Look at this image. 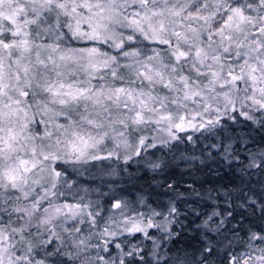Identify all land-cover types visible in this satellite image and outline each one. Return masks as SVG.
<instances>
[{"label":"snow or ice","instance_id":"snow-or-ice-1","mask_svg":"<svg viewBox=\"0 0 264 264\" xmlns=\"http://www.w3.org/2000/svg\"><path fill=\"white\" fill-rule=\"evenodd\" d=\"M233 125L264 130V0H0V264H149L129 238L178 235L155 220L175 223V202L158 211L116 198L105 208L80 178L201 138L239 162ZM247 158L241 183L221 193L248 213L234 225L251 221L247 238L224 249L206 240L198 264H216L214 251L225 264H264V184L247 191L264 149ZM234 244L244 251H228Z\"/></svg>","mask_w":264,"mask_h":264},{"label":"trees","instance_id":"trees-1","mask_svg":"<svg viewBox=\"0 0 264 264\" xmlns=\"http://www.w3.org/2000/svg\"><path fill=\"white\" fill-rule=\"evenodd\" d=\"M229 133L235 138L233 150L239 155V162L233 160L229 163L221 156L222 150L206 149V145L217 141L201 138L195 144L184 143L172 151L149 150L148 154L142 153L141 157H133L127 162L124 158H114L104 162L103 169H92L81 177L80 183L92 189H99L100 193L105 194L93 193L89 197L92 200H100L105 208L113 199L127 198L132 201L144 199L158 211L161 209L166 211L169 201H174L179 215L170 216L168 220H175V223L168 224L162 216L155 217V220L178 235L169 237L168 232L163 228H153L148 229L150 238L138 233L130 237L129 241L131 244L140 242L139 247L149 264H153L149 256L153 251H156L158 256L168 258L167 264H181V261L186 264H198L206 240L215 244L217 249H224L228 241L233 240L237 233L246 240L247 233L241 229L251 223L245 219L242 224L234 228V225L241 220V215L246 217L248 213L235 206L237 203L235 198L232 200V208L229 209L221 193L225 188L237 187L241 183L238 169L248 163V152L264 149V130L257 131L251 126L233 125L229 128ZM189 135L199 134L189 131ZM243 140H247L248 143L244 144ZM181 155L189 159H181ZM192 157L196 159L193 160ZM159 158L166 161L163 171H152L147 166L148 161L159 162ZM252 176V182L247 190L249 195L253 192L259 193L261 185L264 184V173H252ZM70 178L77 179L75 175H71ZM170 184L172 189L168 187ZM180 193L184 195L180 196ZM213 210L220 212L221 216L209 221L206 227L204 222ZM229 210L233 212V217L226 219L220 234H217L214 229ZM256 223L260 222L257 220ZM156 245L159 247L157 248ZM228 251L235 254L244 251V246L234 244V248ZM208 259L215 260L216 264L226 262L223 251H214Z\"/></svg>","mask_w":264,"mask_h":264},{"label":"rangeland","instance_id":"rangeland-1","mask_svg":"<svg viewBox=\"0 0 264 264\" xmlns=\"http://www.w3.org/2000/svg\"><path fill=\"white\" fill-rule=\"evenodd\" d=\"M188 135H189V133H188ZM120 158H123V155L120 157ZM106 162V161H105ZM114 200V199H113ZM113 200L111 201V202H113ZM111 204V203H110Z\"/></svg>","mask_w":264,"mask_h":264}]
</instances>
